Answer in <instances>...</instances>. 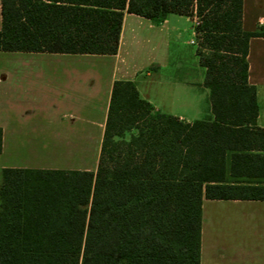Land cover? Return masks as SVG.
Returning <instances> with one entry per match:
<instances>
[{"label":"trees","instance_id":"trees-1","mask_svg":"<svg viewBox=\"0 0 264 264\" xmlns=\"http://www.w3.org/2000/svg\"><path fill=\"white\" fill-rule=\"evenodd\" d=\"M243 0H3L0 51L116 55L124 13L196 18L213 119L113 85L96 172L6 168L0 264H201L204 199L264 201V129ZM0 129V152L2 150Z\"/></svg>","mask_w":264,"mask_h":264},{"label":"crops","instance_id":"crops-1","mask_svg":"<svg viewBox=\"0 0 264 264\" xmlns=\"http://www.w3.org/2000/svg\"><path fill=\"white\" fill-rule=\"evenodd\" d=\"M196 23L170 15L156 25L125 12L116 55L0 51V185L6 168L96 172L116 81H134L158 112L212 120ZM242 28L264 33V0H243ZM248 62L264 129V36L250 40ZM223 203L259 216L210 218L208 206ZM201 264H264V201L204 199Z\"/></svg>","mask_w":264,"mask_h":264},{"label":"rangeland","instance_id":"rangeland-1","mask_svg":"<svg viewBox=\"0 0 264 264\" xmlns=\"http://www.w3.org/2000/svg\"><path fill=\"white\" fill-rule=\"evenodd\" d=\"M210 208L208 216L212 219L219 218H238V217H256L259 216L257 209L246 204H215L208 206ZM207 215V214H206Z\"/></svg>","mask_w":264,"mask_h":264}]
</instances>
